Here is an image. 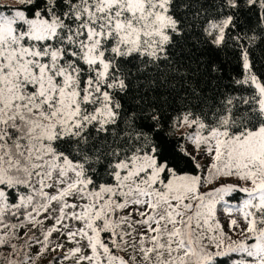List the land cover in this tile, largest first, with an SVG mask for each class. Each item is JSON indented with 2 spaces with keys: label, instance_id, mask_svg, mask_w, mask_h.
Returning <instances> with one entry per match:
<instances>
[{
  "label": "snow or ice",
  "instance_id": "obj_1",
  "mask_svg": "<svg viewBox=\"0 0 264 264\" xmlns=\"http://www.w3.org/2000/svg\"><path fill=\"white\" fill-rule=\"evenodd\" d=\"M262 45L264 0H0V264H264Z\"/></svg>",
  "mask_w": 264,
  "mask_h": 264
},
{
  "label": "trees",
  "instance_id": "obj_2",
  "mask_svg": "<svg viewBox=\"0 0 264 264\" xmlns=\"http://www.w3.org/2000/svg\"><path fill=\"white\" fill-rule=\"evenodd\" d=\"M203 59H207V55L205 57H202ZM213 58L217 60V62H219L220 60L223 59L222 56H220L219 54H214ZM252 59L255 62L256 68L255 70L257 72L259 71H264V45L258 47L255 52L252 55ZM222 69L225 75H229V74H235L236 71H239V69L236 67L235 64L232 63H226L224 65H222Z\"/></svg>",
  "mask_w": 264,
  "mask_h": 264
},
{
  "label": "rangeland",
  "instance_id": "obj_3",
  "mask_svg": "<svg viewBox=\"0 0 264 264\" xmlns=\"http://www.w3.org/2000/svg\"><path fill=\"white\" fill-rule=\"evenodd\" d=\"M5 2H7V3H11V2H12V0H5Z\"/></svg>",
  "mask_w": 264,
  "mask_h": 264
}]
</instances>
